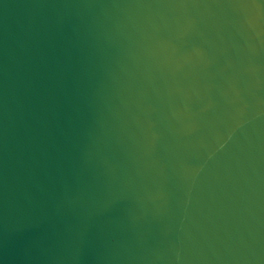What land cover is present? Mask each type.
I'll use <instances>...</instances> for the list:
<instances>
[{"label":"water","instance_id":"1","mask_svg":"<svg viewBox=\"0 0 264 264\" xmlns=\"http://www.w3.org/2000/svg\"><path fill=\"white\" fill-rule=\"evenodd\" d=\"M0 264H264V0H0Z\"/></svg>","mask_w":264,"mask_h":264}]
</instances>
